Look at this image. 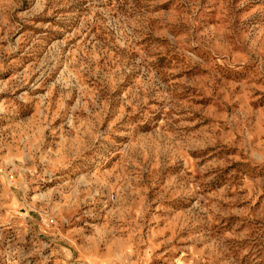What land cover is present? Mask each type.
<instances>
[{
  "label": "rangeland",
  "instance_id": "374dc122",
  "mask_svg": "<svg viewBox=\"0 0 264 264\" xmlns=\"http://www.w3.org/2000/svg\"><path fill=\"white\" fill-rule=\"evenodd\" d=\"M0 264H264V0H0Z\"/></svg>",
  "mask_w": 264,
  "mask_h": 264
}]
</instances>
